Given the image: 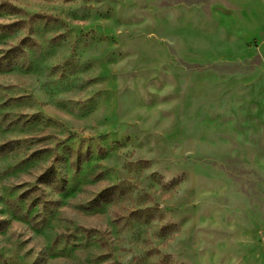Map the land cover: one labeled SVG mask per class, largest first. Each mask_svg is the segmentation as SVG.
<instances>
[{"label":"rangeland","instance_id":"obj_1","mask_svg":"<svg viewBox=\"0 0 264 264\" xmlns=\"http://www.w3.org/2000/svg\"><path fill=\"white\" fill-rule=\"evenodd\" d=\"M205 0H0V264H264V65Z\"/></svg>","mask_w":264,"mask_h":264},{"label":"crops","instance_id":"obj_2","mask_svg":"<svg viewBox=\"0 0 264 264\" xmlns=\"http://www.w3.org/2000/svg\"><path fill=\"white\" fill-rule=\"evenodd\" d=\"M224 8L219 19L235 36L256 39L255 51L259 65H264V0H205Z\"/></svg>","mask_w":264,"mask_h":264}]
</instances>
